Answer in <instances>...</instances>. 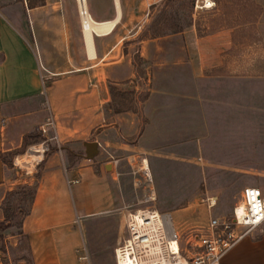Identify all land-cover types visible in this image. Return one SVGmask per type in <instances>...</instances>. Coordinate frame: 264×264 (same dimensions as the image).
Instances as JSON below:
<instances>
[{"label":"crops","instance_id":"crops-1","mask_svg":"<svg viewBox=\"0 0 264 264\" xmlns=\"http://www.w3.org/2000/svg\"><path fill=\"white\" fill-rule=\"evenodd\" d=\"M97 1L104 6L105 0ZM214 1L213 8L202 10L224 17ZM120 6L121 16L111 32L93 36L94 57L87 51L81 26L85 52L77 59L61 48L58 17L45 11L44 4L27 3L22 12L29 25L27 35L0 17V123H4L0 223L5 219L7 195L25 185L35 188L19 231L0 239V249L7 252H0V264H88L80 258L90 257L85 237L89 230L91 239L95 228L86 227V218L111 211L105 199L103 207L95 209L86 202L93 168L99 162L88 161L87 143L98 145L91 160L103 158L106 174L117 168L113 162L108 165V156L115 155L117 164L126 161L134 169L135 153H141L147 157L142 166L145 161L147 167L148 161L203 164L205 180H218L221 185L225 180H242L233 206L246 187H257L264 196L263 184H251L253 178L264 179V169L252 170L253 161L264 164V0L246 1L239 24L240 16L228 12L226 20L208 33L193 23L140 40L137 52L147 71L146 97L141 108L116 113L107 123L109 86H121L135 77L132 55L119 52L130 36L117 26L123 7L130 14L121 2ZM112 9L110 15V5L103 9L90 5L91 18L112 21L114 2ZM238 35L243 36L239 46ZM115 50L117 54L111 55ZM102 104L103 132L86 140L91 133L87 120ZM49 115L55 120L59 142L51 144L29 175L17 169L16 160L21 149L34 146L31 139L39 136ZM172 223L175 228L173 218ZM23 240L28 260L22 255L12 260L11 249L19 247L20 253ZM220 264H264V223L241 238Z\"/></svg>","mask_w":264,"mask_h":264},{"label":"rangeland","instance_id":"rangeland-1","mask_svg":"<svg viewBox=\"0 0 264 264\" xmlns=\"http://www.w3.org/2000/svg\"><path fill=\"white\" fill-rule=\"evenodd\" d=\"M26 1L0 0V17L5 16L24 35L29 33L27 19L22 14L26 10ZM40 1L45 5V11L54 12V15L58 17V26L62 32L61 48L65 49V53L71 57L73 55L76 59L83 58L85 51L76 0H30V3L38 4ZM246 1L248 0H217L219 12L223 13L224 17L228 12L235 13L240 16L237 17L236 23H242L243 18L239 13L243 10V4ZM86 2L89 13H91L90 5L96 9H99L100 6L103 9L104 6L110 5V15L114 13L113 0H105L104 6L97 0H86ZM120 2L122 6L128 8L130 14H127L123 7V16L117 26L120 32H125L130 36L122 42L119 52L124 50L125 53L132 55L135 62V77L124 82L121 86H109L111 103L108 110L111 111V115L107 117V123L113 121L111 116L116 113L131 109L136 111L141 108L146 97L147 71L142 68V59H139L137 52L140 40L177 32L192 26L193 23H196L201 32L208 33L226 20L221 15L213 17L207 11H195L194 0H119ZM90 16L93 17L92 13ZM242 37L241 35L237 36V46H239V40ZM117 52L115 50L111 55H115ZM130 81L134 85H128ZM136 86L138 90H135ZM87 123L91 127V133L86 140H93L102 134L103 123H105L103 122V104L87 120ZM44 139L40 133L39 136L35 135L31 142L34 145L40 144ZM28 148L21 149L19 153L21 155L16 160V164L18 170L32 175L34 164H26V158H21L27 153ZM135 156L134 169L126 161L124 164H117V156H108L107 162L117 165L115 170L110 168L108 174L103 170V158L94 161L88 160L94 163L99 162L93 168L94 174L88 185L90 195L86 197V202L91 204L92 209H95L97 206L103 207L105 199L111 211L107 215L101 214L94 218H86V227L88 226V229L89 226L95 228L92 229L94 236L91 239L88 234L89 230L85 237L90 255L86 260L88 264H114V249L125 236L126 219L136 210L150 209L171 214L175 222V229L180 236V244L189 253V257L196 249L194 248L196 242L193 238L206 234L210 219L229 220L231 217L230 208L238 198L237 185L242 180H225L221 185L218 180H205L203 177L205 165L203 164H151L148 161L147 167L145 161L144 168L150 170L149 177H147L142 170L143 160L147 157L141 153H135ZM153 169L156 170L155 175L152 172ZM260 169H264V164L253 161V172ZM111 171L112 174H110ZM120 171H124L125 174H119ZM75 183L77 184L78 181ZM251 184H263L264 186V179L253 178ZM218 186H222L221 190L217 189ZM23 187L11 192L10 196L7 195L3 208L4 221L6 225H9L8 220H10L11 226L2 231V235L17 233L22 216L28 211L31 191ZM209 201L215 203L210 209L208 208ZM21 243L20 253L19 247L11 249V251L9 249L12 260H16L20 255L23 259L28 260L25 240ZM190 244L192 247L189 246ZM0 252L4 255L7 254L5 248H1Z\"/></svg>","mask_w":264,"mask_h":264},{"label":"built area","instance_id":"built-area-1","mask_svg":"<svg viewBox=\"0 0 264 264\" xmlns=\"http://www.w3.org/2000/svg\"><path fill=\"white\" fill-rule=\"evenodd\" d=\"M80 1L84 0H76L79 15L82 14ZM214 6V0H194L195 11ZM86 9L89 11L88 8H83V11L86 12ZM3 127L4 123L1 122L0 129ZM40 133L45 139L27 149V152L35 148L38 150V160L33 163L35 168L49 151L50 144L59 142L56 123L52 116L49 115L40 127ZM142 170L147 176L144 165ZM214 204L209 201L208 208H212ZM263 223V193L257 187H246L233 206L229 220L212 218L206 234L193 238L196 249L194 251L191 249L193 252L189 257V253L180 244V236L173 226L170 214L150 209L136 210L126 219L125 236L114 249V264H220L222 257L241 238L260 228ZM189 246L192 247L191 244Z\"/></svg>","mask_w":264,"mask_h":264},{"label":"bare ground","instance_id":"bare-ground-1","mask_svg":"<svg viewBox=\"0 0 264 264\" xmlns=\"http://www.w3.org/2000/svg\"><path fill=\"white\" fill-rule=\"evenodd\" d=\"M86 3H87L86 0H84V2L80 1V7L82 10V14L79 15V17H80V22H81V26H82V32H83L84 37H85L84 41H86V45H87V49H88L87 51H89L91 53V56L94 57L93 36H95V35L96 36L97 35H106L109 32H111V30L116 25V23L118 22V20L121 16V7H120L119 0H114V7L116 10L115 19L112 21H108V22L107 21L97 22L91 18L90 13H89V11H87V9H86V12L83 11V8H87ZM37 153H38V150H37V148H35L33 151H29L25 155L21 156V158L22 159L26 158V161H25L26 164L27 163L31 164V163H34V161L38 160ZM145 170H146L147 177H149V171L147 169H145Z\"/></svg>","mask_w":264,"mask_h":264},{"label":"trees","instance_id":"trees-1","mask_svg":"<svg viewBox=\"0 0 264 264\" xmlns=\"http://www.w3.org/2000/svg\"><path fill=\"white\" fill-rule=\"evenodd\" d=\"M28 1H29V2H28ZM27 3H28L29 6L43 4L42 1H40L38 4H33V3H30V0H27ZM30 136H31V135H27L25 138H28V137H30ZM23 188H28V189L31 191V193L29 194V195H30V203H31L32 198H33V196H34L35 188H34L33 186H31V187H23ZM8 196H10V193L8 194ZM8 196H7V197H8ZM30 203H29V206H30ZM28 212H29V208H28V211H26V212L23 214L22 219L28 214ZM21 221H22V220H21ZM8 223H9V225H6L5 221H3V222L0 223V239H2V234H1L2 231H4L5 229H7V228H9V227L11 226V224H10V220H8ZM20 224H21V223H20Z\"/></svg>","mask_w":264,"mask_h":264},{"label":"water","instance_id":"water-1","mask_svg":"<svg viewBox=\"0 0 264 264\" xmlns=\"http://www.w3.org/2000/svg\"><path fill=\"white\" fill-rule=\"evenodd\" d=\"M97 147H98V145L96 143H87L86 144L87 159L91 160L97 155V153H98Z\"/></svg>","mask_w":264,"mask_h":264}]
</instances>
